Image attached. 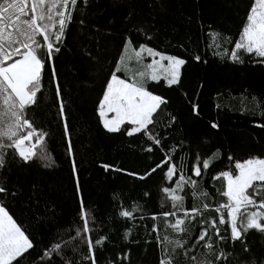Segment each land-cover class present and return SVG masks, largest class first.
I'll return each instance as SVG.
<instances>
[{"label":"trees","instance_id":"obj_1","mask_svg":"<svg viewBox=\"0 0 264 264\" xmlns=\"http://www.w3.org/2000/svg\"><path fill=\"white\" fill-rule=\"evenodd\" d=\"M252 3L87 0L85 4L77 0V6H70L72 20L57 45L60 51H54L50 61L44 48L39 51L45 61L42 86L24 112L36 129L33 142L44 134L42 146H37V154L28 162L13 148H0L6 161L0 168V186L8 189L7 195L0 194V203L34 244L19 264H92V256L95 264H160L168 253L173 264H193L192 256L215 259L203 247L206 241L196 238L205 226L202 221L216 219L218 223L215 208L227 203L222 195L225 181L216 177L222 171H234L236 161L264 158V58L243 50H238L242 62L230 58ZM37 39L43 44V37ZM128 40L186 61L177 84L168 86L163 78L147 81L148 90L166 100L149 125V133L160 138L159 145L143 133L127 135L128 124L110 133L100 122L103 88ZM212 123L218 128H212ZM0 140L9 143L3 137ZM169 156L176 166L171 179L165 175L168 162L161 164ZM206 158L210 164L205 170L202 161ZM157 164L161 166L156 168ZM197 164L200 176L192 172ZM102 165L109 167L106 170ZM153 168L155 172L145 175ZM181 174L197 181L195 188L185 184L178 193L184 196V208H201L204 203L210 207L186 221V232H175L166 226L162 212L176 211L181 218L183 212L172 207L162 189L174 188ZM201 192L208 193L206 199L197 195ZM81 204L90 232L77 236L83 227ZM123 211L132 216H122ZM225 218V224H218L224 240L208 229L214 252L223 250L227 257L215 264H264V233L248 230L243 242L233 241L226 213ZM175 219L171 217L167 224ZM166 236L181 239L185 248L172 252L171 245L164 243ZM86 237L93 243L91 253ZM101 237L106 239L97 244ZM61 240L68 241L61 252L43 255ZM245 243L248 251H244Z\"/></svg>","mask_w":264,"mask_h":264},{"label":"snow or ice","instance_id":"obj_2","mask_svg":"<svg viewBox=\"0 0 264 264\" xmlns=\"http://www.w3.org/2000/svg\"><path fill=\"white\" fill-rule=\"evenodd\" d=\"M87 4V0H84ZM70 6H77V0H0V137H5L9 141L7 145L0 140V148L11 147L24 161L28 162L37 154V146H42L44 134L34 140L36 129L25 117L24 112L27 106L36 100L37 92L41 89V75L45 66V61L41 59L39 51L44 48L47 59H52L53 52H59L57 46L63 41L65 28L72 20ZM239 39L236 40L231 49V59L242 62L238 55V50H243L248 54H255L264 58V0H253L248 11ZM83 23V21H81ZM43 37V44L37 37ZM131 41L124 43L123 50L115 62V68L107 78L103 88V95L99 100L98 115L105 130L110 133L119 132L122 125H131L126 130V134L132 136L136 133L148 135V138L159 145L161 140L149 133V125L154 124V114L166 100L160 95H155L148 90L147 81H160L163 78L168 86L179 82L181 67L186 64L182 58L173 55H166L155 51L146 45H139L138 49L130 47ZM147 52L153 57L151 63L145 65V72H140L131 79L121 78L118 73L123 72L127 76L128 61L133 57L137 62L142 59V53ZM159 57V59H156ZM199 61L200 57H194ZM166 61V63H165ZM264 62V59H262ZM53 79L56 77L55 71L52 73ZM57 96L60 95V88L57 84ZM197 106L193 105V111ZM60 114L63 116V104L60 105ZM175 119V118H173ZM212 128H218L216 123L211 124ZM264 127V125H261ZM65 133L67 125L65 124ZM26 142L30 146H26ZM151 151V148L148 149ZM71 154V145L68 148ZM174 151V149H169ZM41 155H45L41 151ZM199 160L200 158L197 157ZM231 160L232 157L230 156ZM167 163L166 177L171 179L176 174V166L171 164V157H166L161 164ZM6 164L5 157L0 155V168ZM161 164H157L159 168ZM209 159H203L202 168L208 169ZM106 170L109 165H102ZM156 168L145 173L150 175ZM77 171L75 161H72V172ZM195 176L201 175V165L192 167ZM222 177L225 181L222 195L227 198V203L219 204L215 211L219 214V221L210 219L202 221L205 225L201 228L197 242L206 241L203 247L208 254L214 255V260H197L195 256L190 257L193 264H215V262L227 259L223 250L214 252L209 228L215 231L219 240L225 237L220 235L219 225L227 223L230 225L231 239L243 242V236L248 230H257L264 233V158L259 156L249 157L243 161H236L234 171H222L216 178ZM144 177H140L143 179ZM185 184H191L195 188L197 181L191 177L185 178L183 174L179 176L174 188H163L171 200L172 207L183 212V218L177 216L176 211L162 212L166 226L175 232H186V221L195 219L197 215H202L203 210L209 209V204H202L201 208L193 206L185 209L183 206L184 196L178 194L184 189ZM79 191V187L77 186ZM0 194H8L5 186H0ZM14 195V194H13ZM147 195V194H146ZM199 197L207 198L208 193L201 192ZM82 229L77 231V236L81 233L90 232L87 214L81 204ZM122 216L130 217L132 212L123 211ZM176 216L175 222L167 224V221ZM155 219V217H153ZM156 231L155 227L153 229ZM74 239V238H71ZM105 237L99 238L96 243L100 244ZM68 241L61 240L52 244L44 250L43 255L51 257L62 251V245H67ZM86 243L91 253L93 243L90 237H86ZM164 243L171 245L172 252L185 248V242L181 239L170 240L164 237ZM34 247L33 241L26 235L25 231L17 221L9 214L7 207L0 203V264H19V258L28 250ZM248 246L244 244V251H248ZM168 252V249H165ZM92 264H95L94 256L91 257ZM65 264H72L66 261ZM160 264H173V257L168 253Z\"/></svg>","mask_w":264,"mask_h":264},{"label":"rangeland","instance_id":"obj_3","mask_svg":"<svg viewBox=\"0 0 264 264\" xmlns=\"http://www.w3.org/2000/svg\"><path fill=\"white\" fill-rule=\"evenodd\" d=\"M139 45H141V44H139ZM139 45L134 46L131 44L130 47L138 49ZM155 51H157V50H155ZM164 54H166V53H164ZM166 55H170V54H166ZM152 59H153V57L149 56L146 51L144 53H142V59L140 62H137L136 59L133 57L132 60L128 61L127 76H125V74H124V76H121V78H127V79H129V82H131V79L133 77H136L138 73L146 71L145 65L151 63ZM156 59H159V57H156ZM165 63H166V61H165ZM130 127H131V125H130ZM3 138H5V137H3ZM5 139L7 140V138H5ZM26 146H30V145H28V143L26 142Z\"/></svg>","mask_w":264,"mask_h":264}]
</instances>
